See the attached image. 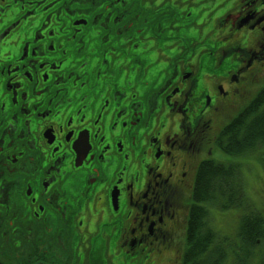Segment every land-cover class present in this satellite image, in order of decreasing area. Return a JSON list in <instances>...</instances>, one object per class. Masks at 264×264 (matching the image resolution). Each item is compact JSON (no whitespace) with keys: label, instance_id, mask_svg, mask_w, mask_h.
<instances>
[{"label":"flooded vegetation","instance_id":"1","mask_svg":"<svg viewBox=\"0 0 264 264\" xmlns=\"http://www.w3.org/2000/svg\"><path fill=\"white\" fill-rule=\"evenodd\" d=\"M204 37L239 84L264 0H0V264H158L212 153Z\"/></svg>","mask_w":264,"mask_h":264},{"label":"trees","instance_id":"2","mask_svg":"<svg viewBox=\"0 0 264 264\" xmlns=\"http://www.w3.org/2000/svg\"><path fill=\"white\" fill-rule=\"evenodd\" d=\"M263 145L264 90L223 129L217 139V146L221 152L229 156L242 155ZM235 169L233 165L203 162L197 171L193 190L194 200L201 203H217L223 209L240 206L243 196L236 180ZM197 211L199 213H193L187 235L186 263L203 264L204 259L215 258L213 264H219L226 255L225 244L215 243L213 240L214 232L207 228L205 221L206 209L201 207ZM262 236L260 218L256 216L243 218L239 228L242 254H235L236 261L233 264H250L251 258L255 256V246ZM211 244H214L213 247ZM206 263L209 264V260Z\"/></svg>","mask_w":264,"mask_h":264},{"label":"rangeland","instance_id":"3","mask_svg":"<svg viewBox=\"0 0 264 264\" xmlns=\"http://www.w3.org/2000/svg\"><path fill=\"white\" fill-rule=\"evenodd\" d=\"M250 41L252 40H249V42ZM200 53L205 64V66H202L201 68L200 83L203 88L208 90V92L214 97V100L216 101L217 95L215 93L214 85H219V83H226L227 85H230L229 82H227L229 77L228 70L231 66L236 67L237 61L232 56H223L221 54L213 53V50L206 41L202 43L200 47ZM262 87H264V82L257 86L256 93ZM254 95L248 97L249 95L246 94L244 98H242L244 106H246L252 100ZM213 160L224 164L237 165L240 184L247 201V209L248 211L259 213V216L263 218L262 222L264 225V146H261L254 151L248 152L241 156L225 155L219 150L215 149ZM210 213L213 214L214 212L211 210ZM237 213H239L241 216L243 215V210L241 208L238 210L231 209L220 213L225 215L230 214L229 217L215 214L217 217H221L215 220L218 234L228 235L221 240V242L224 244L229 243L231 246H235L238 243V240H240L239 232H237L238 217L235 221V214ZM234 221L235 228L233 231ZM259 247L260 244H258L257 247L258 258L254 264H260L259 259L263 254L262 248ZM237 248L236 251L238 252ZM231 262L232 257L229 255L226 264H230Z\"/></svg>","mask_w":264,"mask_h":264}]
</instances>
